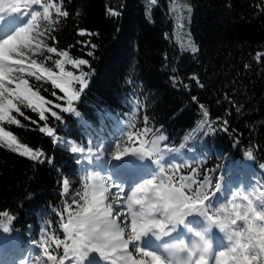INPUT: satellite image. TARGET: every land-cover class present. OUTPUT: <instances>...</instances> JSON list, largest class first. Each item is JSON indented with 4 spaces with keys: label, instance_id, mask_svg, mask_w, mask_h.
I'll return each instance as SVG.
<instances>
[{
    "label": "trees",
    "instance_id": "obj_1",
    "mask_svg": "<svg viewBox=\"0 0 264 264\" xmlns=\"http://www.w3.org/2000/svg\"><path fill=\"white\" fill-rule=\"evenodd\" d=\"M51 2L69 15L57 16L50 9L51 25L41 17L33 51H20L21 62L16 63L27 66L18 72L23 81L49 101L46 119L40 120L38 113L17 100L24 115L14 110L12 115L20 126L0 125L19 143L42 153L39 161H32L0 144V211L15 217L8 234L17 237L21 248L39 245L43 238L49 252L62 256L63 246L57 248L55 241L66 238L65 209L71 205L75 211L73 201L82 203L77 193L85 189L81 185V179L88 177L85 162L91 152H98L101 142L110 146L118 139L125 147L139 144L138 140L131 144L133 140L121 132V123L131 120L141 142L151 136L166 137L161 139L164 148L191 157V177H202L200 186L207 185L209 197L216 177L224 178L229 166L242 170L247 160L264 183L260 166L264 163V55L256 59L258 53L264 54V0ZM109 10L120 15L112 16ZM81 30L91 35L81 36ZM84 41L97 47L82 46ZM189 41L198 52L188 50ZM48 46L68 51L73 59L89 60L80 68L65 65V71L74 75L81 70L89 73L88 88L73 102L75 112H63L66 96L46 75L48 70L59 75L55 60L61 59L49 53ZM88 51L93 56H87ZM170 77L177 80L175 86ZM73 87L80 90L78 83ZM205 109L209 116L202 128ZM223 120L228 121L227 132L221 130ZM45 127L53 128V136L40 131ZM71 146L84 151L73 154ZM249 148L251 157L246 154ZM65 178L69 180L66 194ZM188 196L192 195L188 192Z\"/></svg>",
    "mask_w": 264,
    "mask_h": 264
},
{
    "label": "snow or ice",
    "instance_id": "obj_2",
    "mask_svg": "<svg viewBox=\"0 0 264 264\" xmlns=\"http://www.w3.org/2000/svg\"><path fill=\"white\" fill-rule=\"evenodd\" d=\"M20 4V7L15 10V13L26 12L30 14L31 20L26 24V26L19 28L14 34L8 36L3 41H0V46H4L8 48L7 56H0V64H16L21 61L18 59L20 55V48L24 44H33L35 42V34L37 29L39 28V20L43 17L44 20L48 22L49 25L53 23L51 20V12L50 9H55L57 16L67 17L69 13L67 11H62L61 7L53 4L51 0H17ZM152 4H156V0H151ZM33 5H39L41 10H37L33 8ZM110 11L112 16H118L120 13L115 11ZM191 11V9H189ZM35 17L33 20L32 18ZM81 36L86 34L91 35V33H86L84 30L79 31L78 33ZM50 35V33H49ZM167 38V34H165ZM53 39H55L53 37ZM82 46H86L90 49H95L97 45L91 44L88 41H84ZM49 53L58 54L61 59L55 60V65L59 69V75H54L51 70H48L47 76H50L49 79L51 83L55 86V88L60 89L66 96L67 99V107L63 108L64 113L75 112V108H73V102L79 101L81 97V93L88 88L89 73L83 70L80 71L79 75H74L71 71H65V65H73L76 68H80V66L89 65V60L87 59H73L72 56L69 55L68 51H60L58 52L56 47H49ZM188 50L191 53L198 52V47L195 46L191 41H189ZM87 56H93L92 51H88L86 53ZM261 53H258L256 56L257 61L261 58ZM247 67V66H246ZM43 71V69H41ZM175 72V69H172ZM173 81V86L176 85L177 80L174 77H170ZM191 79L196 80L198 86L203 87L202 84H199L198 78L193 76ZM5 81L8 83H12L13 80L11 75L7 73H3L0 76V125L4 122H7L9 125H18L20 126V121L16 119L12 115L13 110L19 113L21 116L24 113L21 111L20 107L17 103V98L20 96L22 91L25 92L24 99L26 104H28L27 108H30L33 113L39 114L40 120H45V105L49 103V101L45 100L43 96L39 94L38 91H34L29 85L28 81H18L15 84L14 89H9L5 85ZM75 83L80 85V90L76 91L73 87ZM28 85V88L23 89L22 85ZM187 88V85H184ZM195 100V97H193ZM15 101V102H14ZM57 108L60 107L59 104L56 105ZM200 108H204L203 105H200ZM237 112L240 111L239 108L236 109ZM51 115L56 117L57 120L60 117L57 115L55 111H52ZM205 118L204 121L201 122V127L207 123V117L209 116L208 111L205 109L202 113ZM145 121H148V117L144 116ZM224 127L221 129L224 132L228 131L227 120L220 121ZM41 132H46L49 137L53 136V128L45 127L40 129ZM213 129L211 127L208 128V132L211 133ZM166 137H161V139H165ZM133 141L138 140L139 145H141V139L139 136L134 135L131 137ZM187 139V137H185ZM0 144L5 145L8 149L13 152H18L19 155L24 157H29L32 161H39L42 153L34 152L32 148L23 145L18 142L17 136L14 135L11 131H6L4 127L0 126ZM71 152L73 154L82 153L84 149L82 147L71 146ZM142 147H133L126 148L125 152H133L140 151ZM124 153L117 152V158H120ZM147 154V153H146ZM246 154L251 157L253 156V152L251 148L246 152ZM43 162V161H41ZM264 163H261V167ZM63 193L66 194L69 192V180L67 178L63 179ZM154 185L153 181H148L146 184L142 185L140 188L136 190L128 201V210L131 205L134 203H139L141 201V193H147L152 190ZM176 189L175 187H165L160 186L158 191L163 194L165 192H169ZM105 189L102 184L92 183L87 186L86 191L83 194L77 193L80 195V201H73L76 205V210H72V206L69 205L65 211H67V221L62 224L65 239L64 240H56L55 244L57 248L63 246V253L60 258L53 255L49 252V248L47 246L48 241L42 238L41 247L43 248L44 255L47 257V260L50 264H65V261H69V264H81V262L85 261L86 258L89 257V254L92 252L99 253V256L103 258L105 261H110V264H165L164 258L158 255L153 251H146L143 247H136L133 243H121L116 245H107L96 242L90 235V229L85 223V220L88 216L92 215L94 211L105 209ZM255 195V194H253ZM264 196V192H260L259 195H256V198ZM245 200H249V195H243ZM189 199H191L189 197ZM195 203H202V201H195ZM110 214L114 215L113 210H110ZM125 214H121L118 216V220ZM259 216V213H257ZM15 219L14 216L10 215L8 211H0V229L8 232L10 231V225L12 221ZM127 223V222H125ZM139 222L133 219L131 220V228L136 230L138 228ZM257 229L254 233L253 229ZM125 233H120L119 238L121 240L125 239ZM241 238L237 240L235 247H233L230 251H221L219 252L218 258L216 257V264H264V260H262V256H264V247L260 248V254L258 255H249L248 247L250 244L258 239V226L255 224V221H251L249 223V230L247 232L240 234ZM129 245H132V248L135 252L139 253V256H134L133 252L129 250ZM148 259H145V258ZM38 258V257H36ZM21 264H27L26 261H22Z\"/></svg>",
    "mask_w": 264,
    "mask_h": 264
},
{
    "label": "rangeland",
    "instance_id": "obj_3",
    "mask_svg": "<svg viewBox=\"0 0 264 264\" xmlns=\"http://www.w3.org/2000/svg\"><path fill=\"white\" fill-rule=\"evenodd\" d=\"M33 8L42 11L39 5H33ZM30 20V14L25 15L24 12L0 13V21H3L5 24V27L0 34V41H3L8 36L14 34L19 28L26 26ZM7 66L12 70V79L16 81H13L12 83L5 81V85L9 89H14L15 84L18 81H21L20 77L22 72L18 73L20 72L18 70L22 66L18 64H8ZM28 67L35 70L36 72L40 71L34 66L29 65ZM0 76H2V74H0ZM132 122L133 120L121 123V132H123L122 135H125L127 138H131L135 134V125ZM133 143H135V141H132L131 144ZM133 147H142V150H145L147 154H143L142 150L125 152L126 148ZM117 152L124 154L120 158H117ZM145 159H148L149 161L146 162ZM128 160L130 161L129 167L125 168L123 166L124 162H128ZM192 161V158L189 156L184 154L176 156L174 152L172 153L170 150L168 151L166 147L164 148L162 146L161 139L158 136H151L145 139L141 142V145L133 144L132 146L128 147H125L122 142L120 143L118 141V139H114L110 146H107L101 142L98 147V152H91V156L83 166L84 172L85 174H88V177L85 176L83 179H81V185H85L84 191H86L87 186L92 183L102 184L103 188L105 189L104 195L106 205L110 204L112 206V210L114 215L116 213V216L126 213V215L120 217L119 223H121L123 227L127 228L131 224V218L128 210V201L132 194L148 181L154 182L152 189H159L160 186H171L184 191L187 195L189 191L186 188L182 189V184H192V189L189 192L191 195H193L197 189H199L200 182H202V177H191V173L194 170ZM249 168H251L250 162L247 160L245 165L242 167V170L240 167L229 166L227 172L225 171L224 178L220 179L216 177L215 180H213L211 192H215V195H211L210 199L207 201V204L212 206L210 215L214 214L221 205L227 204L237 192L241 193V197L237 198V203H247V200L242 198L243 195H249L250 199H252L254 202H257L256 195H259L260 192H264V183L254 172L251 173ZM242 172H244V174L247 173V175H242ZM120 176H123L122 180L117 181L120 179ZM127 176L129 178H127ZM168 176L171 178H168ZM114 177H116L117 180ZM131 177H133L131 179L132 181L130 180ZM249 182L251 183V186L248 187ZM234 183L235 186H233ZM218 184L220 185L219 191L216 190V186ZM150 192L151 191L147 193ZM145 194L146 193L140 194L141 200L145 197ZM157 218L162 219L160 214H157ZM187 223L196 229L206 227L205 220L198 215L189 217ZM238 224L240 228L244 227L243 221H238ZM188 234L193 236L192 233L188 232L187 229L183 227L181 232L175 231L171 235L173 236L174 241H178V237L184 238ZM210 237L214 246L213 262L215 264L216 254L221 251H225L229 247V244L226 241L225 235L222 234L218 228L213 229V231L210 233ZM125 238H127L126 235ZM13 242H15L14 244L18 248V239H13ZM133 244L138 247L137 243ZM139 247H143L146 251L156 252L157 254L163 253L160 252L159 249H155L153 246H151L150 240L146 238H143V240L139 242ZM27 249H29L27 254L29 252L31 253L29 257H27V255L24 257V261L27 260L30 264H50L44 255L41 243L39 245H30ZM20 250L17 252L13 250L9 256L7 255V261L12 262V264H18L15 263V260H13L12 256L15 255L17 257L18 255H22L23 253ZM129 250L133 252L134 256H139V253L133 250L132 245H129ZM3 261H5V259H3ZM85 261L89 264H110V261L103 260V258L99 256V253L96 252L90 253L89 257L86 258ZM65 264H69V261H65Z\"/></svg>",
    "mask_w": 264,
    "mask_h": 264
},
{
    "label": "clouds",
    "instance_id": "obj_4",
    "mask_svg": "<svg viewBox=\"0 0 264 264\" xmlns=\"http://www.w3.org/2000/svg\"><path fill=\"white\" fill-rule=\"evenodd\" d=\"M19 7L20 4L17 0H0V13H15ZM24 14L27 15L26 12ZM32 19L34 20L35 17ZM24 49L31 52L33 45L24 44L20 51ZM7 52L8 48L0 46V56H7ZM27 52L24 53L25 57ZM26 69L27 66H24L18 71L24 72ZM3 73L11 75L12 70L7 65L0 64V74ZM37 78L39 79V77ZM20 79L23 82V78ZM22 87L26 90L28 85L23 84ZM24 95L25 92L22 91L17 100L20 104L28 106L23 98ZM181 188H186L190 192L192 184H182ZM216 190H220L219 184L216 186ZM211 195L214 196L215 192ZM238 197H241L239 192L235 193L227 204L221 205L214 214L210 215L212 206L206 203L210 199L207 185H201L191 196V199L180 189L161 194L158 189L154 188L150 193H146L139 203L132 204L129 209L131 220L134 217L139 222L136 230H133L131 226L123 227L119 223L118 216L110 214V210H112L110 204L106 205L105 209L94 211L86 218L85 223L90 229L91 237L98 243L107 245L137 243L138 247L139 242L148 235L161 241L183 226L193 234L194 239L190 243L184 238L165 243L163 253L158 255L164 258L165 264H210L214 252L210 233L214 228H218L225 235L229 244L225 251H230L235 247L237 240L241 238L240 234L247 232L249 223L254 220L258 226V239L250 244L247 249L248 253L249 255H258L260 248L264 247V196L257 198L258 203L249 199L246 204L237 203ZM195 201H202V203H195ZM157 214H160L162 219H158ZM193 215L202 217L206 222V227L196 229L189 225L187 220ZM238 221L244 222L243 228H240ZM256 231L257 229L254 228L253 232ZM120 233H125L127 238L121 240ZM218 256L219 253L216 254L217 258ZM262 260H264V256H262Z\"/></svg>",
    "mask_w": 264,
    "mask_h": 264
},
{
    "label": "bare ground",
    "instance_id": "obj_5",
    "mask_svg": "<svg viewBox=\"0 0 264 264\" xmlns=\"http://www.w3.org/2000/svg\"><path fill=\"white\" fill-rule=\"evenodd\" d=\"M5 27V24H4V22L3 21H0V34L2 33L1 31L3 30V28ZM129 160H128V162L126 161V162H124V167L126 168V167H129ZM126 165V166H125ZM129 175V174H128ZM131 175H133V174H131ZM130 176V175H129ZM122 177L123 176H120V179L119 180H117V178L116 177H114L117 181H120V180H122ZM134 177V176H133ZM133 177H131L130 178V180L133 178ZM127 178H129L128 176H127ZM129 180V181H130ZM132 181V180H131ZM132 183V182H131ZM131 183H129V184H131ZM246 183V182H245ZM233 186H235V183H234V185ZM249 186H251V183L249 182V184H248V187ZM183 230V226H181V227H179V229L177 230V232H181ZM146 239H149L150 240V244H151V246H153L155 249H159L160 250V252H163V246L162 245H164L165 243H170V242H173L174 240H173V236L172 235H170V236H168V237H166V238H164L163 240H161V241H157L152 235H148L147 237H145ZM15 242H13V239L12 240H10L9 239V237L7 236V233L5 232V231H1L0 232V260H2L5 256H6V254H7V252H6V250L8 249V250H11L12 248H13V246L15 245L14 244ZM162 244V245H161ZM84 262V261H83ZM82 263V262H81ZM3 264H12V262H8L7 260H5L4 261V263ZM210 264H214V262H213V258H212V261H210Z\"/></svg>",
    "mask_w": 264,
    "mask_h": 264
},
{
    "label": "water",
    "instance_id": "obj_6",
    "mask_svg": "<svg viewBox=\"0 0 264 264\" xmlns=\"http://www.w3.org/2000/svg\"><path fill=\"white\" fill-rule=\"evenodd\" d=\"M142 152H143V153H145V151H144V150H142Z\"/></svg>",
    "mask_w": 264,
    "mask_h": 264
}]
</instances>
